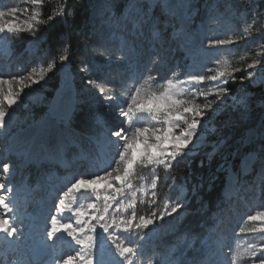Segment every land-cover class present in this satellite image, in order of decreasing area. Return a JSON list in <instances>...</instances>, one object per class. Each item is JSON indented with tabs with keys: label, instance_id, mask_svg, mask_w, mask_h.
<instances>
[{
	"label": "rangeland",
	"instance_id": "obj_1",
	"mask_svg": "<svg viewBox=\"0 0 264 264\" xmlns=\"http://www.w3.org/2000/svg\"><path fill=\"white\" fill-rule=\"evenodd\" d=\"M43 1L40 5H35L32 0H0V11L7 12L9 8L13 7L19 10L15 16H6L4 21L0 22H13L19 28L24 29V31L8 34L9 41L18 33H31L27 31L29 24L36 30L43 13L63 18L66 21L67 28H70L69 11L64 3L59 0L48 10L47 8L43 9ZM199 1L190 0L192 4L191 13L188 9L181 10L188 20L186 26L181 23L179 16L171 18L173 24L169 28L165 44L153 51L154 54L162 55V65L159 70H156L158 72L150 73L148 70L151 54V47L147 42L149 39L148 33L146 31L141 33L128 31L122 25L116 23L113 17L117 13L105 6V0H89L91 31L93 32L92 36H96L97 42L94 45L85 44L79 54L74 52L67 44H62L55 49L49 48L50 44L47 41L41 44L30 43L26 49L22 50V53L18 48L13 46L11 48L10 45L8 48L4 45L10 55L9 57H2L3 54L0 55V60H2L0 78L7 80L16 77L18 79L21 75H25L31 76L32 79H38L41 72H43L45 80L39 85H33L32 89H26L27 94H22L18 104L11 109L8 108L6 102L0 105V108L9 113L8 116H12L13 113L17 116L13 119L10 131H0V148L3 151L0 155V176H3V164L7 163L10 165V169L12 168L10 186L15 187L13 185L15 175L16 179L24 177L26 182L32 179L30 177L32 174H29L32 169H28V166L32 164L28 150L33 143V139L22 137L19 132L31 123L41 120L46 113H49L52 93L58 85L59 72L65 63H60V55H68L69 60L73 63V71L77 73L78 105L74 113V122L83 116L90 124L89 127L84 129L85 132L77 130L75 124L72 125L71 135L74 137L70 138L69 144H61V146L63 145L62 148H65V152L63 151L65 154L68 151V146L71 147L76 144L75 140L82 141L85 148L93 144L99 147L98 143L101 142V139H103V143L107 141L108 133L114 128H128L129 123L125 122L123 117L119 123L117 111L121 107H126V101L130 100V93L134 91L135 87L143 85L142 95L145 93L159 95L167 88V80L171 79L174 83L179 80L182 81L177 85L180 98L193 99L201 104L205 103L202 93L207 92L209 89L215 90L218 86L226 87L229 90L228 94L224 95L218 104L214 102L213 108L215 111L205 117L204 124L206 128L200 134L201 140L194 142V150L189 152L186 157H178L177 161L173 162L176 164L180 159L196 155L200 156L199 164L205 165L207 161L213 160L218 165L216 173L221 172V176L225 178L222 192L225 195V200H222L223 202L220 204L222 211L217 212V209L213 212L216 223H218L217 229L212 227L205 234L190 232V227L184 221L185 213L183 210L185 211V207L188 206L191 196H189V189L184 182L172 181L169 188H167V196L155 202L161 191L159 190V187H162L161 182H163V185L167 183V179H164L166 177L163 178L164 180H160L156 175L160 167H165L167 171L170 169L166 166L167 160L165 163L145 164L148 171L151 168L152 170L143 178H140L136 168V166L139 167L143 164L137 163L134 166L135 169L128 174L126 183H114L115 189L122 188V192H116L115 189L104 190L103 188L98 193L94 192L92 199L88 202L86 200L83 209L85 215L82 221L88 226L91 222V225L96 223L92 220V216L98 214V210L103 208L105 195L116 197L114 202H110L111 207L107 217L109 223H111L113 217L117 223L121 218L131 217L132 209L127 211L124 206L132 199L135 200L133 207L136 214L139 210H144V208L138 210L137 205L147 207L148 214L143 215L146 217L154 211L157 214L163 211L166 204L171 206L175 203H182L184 206L177 213L171 217H166L162 222L157 220L156 226H151L147 230H136L141 236L147 234V239L142 241L137 240L135 236L130 238L141 245L144 252V255L137 262L147 264L153 258L159 260L167 256L177 262L183 261V264H229V260L232 261V264H253V261H255V264H259L257 257L264 252V232L260 231L261 228H264V220L253 221L249 220L248 217L258 212H264V193L262 190L264 154L259 150V131L261 124L264 123V115L258 128L251 129L238 142L234 143H231L232 132L224 129V127L228 129V126L223 123L221 127H218L216 122L222 121L224 111L230 110V108L235 109L237 112L240 110L242 117H248L253 110L264 107V38L251 36V34L257 33L260 28H264V0ZM116 2L122 4L121 0H116ZM179 2L181 3L182 0H174L176 4ZM61 8L64 9V16L57 15ZM198 9L202 13L199 18L196 17L195 13ZM152 11L155 16L157 12H160L158 15L171 16L166 12L162 13L159 8H154ZM37 12L40 13V16L33 19ZM127 14L128 9H124V15L127 16ZM172 39L183 47H186L192 41L206 42V45L202 46L200 50H208L209 56L214 59L216 55L215 60H217V65L211 63L208 67L215 68L213 75L223 72L224 76L218 77L217 82L206 79L203 83H197L193 87L187 83L186 78L188 75L201 74L200 71L194 68V64H199L201 60L190 57L185 64H182L181 61L185 55H182L178 64L181 69H184L183 73H178L175 77L170 70L164 73L171 60L167 51L169 45L175 53L178 47V45H171ZM216 39L230 40L232 43L210 47L208 42ZM211 51L216 52V54H211ZM119 56H124L125 59H117ZM53 60L56 62V68L52 72H48L47 64L53 62ZM191 62L194 63L190 64ZM243 62L247 63V67L244 69L240 68ZM252 65H255V67H252ZM29 67L32 70H28ZM248 73H252L254 79H250ZM149 75L157 77V80L148 81L147 77ZM235 77L245 81L248 85L262 87V91L260 94H253L242 84L231 89V86L235 84ZM88 79L96 80L97 84L95 86L89 85L87 83ZM28 82L30 83V81ZM12 87L14 91H19L20 85L17 80H12ZM3 88L7 91L8 85H3ZM100 88L104 89L105 95L114 96L117 99L111 102L104 100L99 94ZM209 99L214 100V97L210 96ZM109 104H111L110 108L108 107ZM189 118H191V114H189ZM130 123V138L131 131L135 127H166L162 117H157L154 120L147 113L132 114ZM63 133L66 134V132H60L56 135H63ZM72 139L74 140L73 144ZM239 145L242 147L241 150L237 149ZM82 147L79 143L77 144V148L80 149L79 154H83ZM98 147L96 148L97 157L95 159L103 158ZM202 147L209 149L205 156L198 153ZM22 153L24 154L23 157ZM82 159L87 161L85 158ZM161 159L166 158L162 157ZM88 162L90 163L91 160ZM234 164L237 165V168L233 167ZM39 165L41 166L42 163H39ZM43 165L48 167L53 163L45 159ZM55 166L62 168V162L55 163ZM117 170L118 168L115 172ZM81 173L84 172L80 171L75 176L72 172L63 174H66L65 178L67 176L72 177L73 181L77 175H82ZM138 175L140 179H138ZM24 178L22 182H24ZM136 180H139V184L135 182ZM154 180L156 182L155 187H153ZM129 184L131 185L130 188L128 187ZM61 188L64 189L65 186L62 185ZM197 191L198 185L194 184L191 191L192 195L196 194ZM84 196L86 198L85 194ZM58 203L59 200H56L54 207ZM195 203L200 205L201 200L196 199ZM90 204H94L95 208H90ZM156 206L158 207L154 208ZM44 227L42 226V228ZM122 228L123 225L119 227L113 225L110 232L114 231L116 235L129 239L128 234L122 232ZM97 232H102L98 226ZM37 238L41 239L42 236L37 235ZM113 240H115V236H113ZM105 243L104 248L108 250V259L117 260L118 254L115 245L112 241ZM229 248H231V251H229ZM192 250L195 251V254ZM253 252H255V255H253Z\"/></svg>",
	"mask_w": 264,
	"mask_h": 264
},
{
	"label": "snow or ice",
	"instance_id": "obj_2",
	"mask_svg": "<svg viewBox=\"0 0 264 264\" xmlns=\"http://www.w3.org/2000/svg\"><path fill=\"white\" fill-rule=\"evenodd\" d=\"M35 5H40L42 0H32ZM105 6L109 9L116 11L117 15L113 17L116 23L122 25L128 31L135 33H141L146 31L148 35L154 40L158 41L162 38V31H160V24L155 15L153 14L154 8H159L162 13H168L172 17L179 16L180 21L183 25H187L188 20L184 17L181 10L188 9L189 13L192 10V4L190 0H182L180 4L174 3V0H124L121 6L116 0H105ZM124 9H128L127 16L124 15ZM19 10L17 8H9L7 12L0 11V21H4L6 16H15ZM58 16H64V9L61 8L57 12ZM40 16L37 12L33 19ZM56 17L49 15L48 21H53ZM17 31H24L19 28L16 23L13 22H0V36L7 37L10 33ZM27 31L31 32L35 40H39L36 34V30L33 29L32 25H28ZM232 43L230 40L216 39L210 40L209 46H223ZM69 59L68 55H60V63H64ZM117 59H125L124 56H119ZM255 67V65H252ZM56 68V62L47 64V71L52 72ZM84 71V69H82ZM224 73L219 72L216 75L206 76L204 74H192L187 76V83L193 87L197 83H203L206 79L212 82H217L218 77H223ZM250 79H254L252 73H248ZM12 80H17L20 85L19 91H14L12 87ZM45 80V74L41 72L38 79H32L31 76L21 75L18 79L12 77L11 79L0 78V105L5 102L8 108L11 109L14 105H17L21 95L27 94L26 89H32L33 85H39ZM148 81H156L157 77L149 75ZM30 81V83L28 82ZM89 85L95 86L96 80L88 79ZM139 83V81H137ZM182 81L177 80L175 83L173 80H167V88L162 91L159 95L153 93L141 94L143 85L135 87L134 91L130 93V100L126 101V108H121L119 115L124 118L125 122L129 123V127H120L116 130L108 133L107 141L104 143L112 144L115 143L119 149L122 147V151H117L116 155L118 160H114L116 168H119L123 164L125 169V175H116L113 177L112 171L103 169L102 174L97 172L93 174L92 178H78L75 182L71 183V187L64 193L68 196L72 193H82L84 191L99 192L103 188L104 190L113 189L115 182L126 183L128 174L131 173L134 166L137 163L140 164H152V163H166V166L171 168L172 163L177 161V158H184L189 152L195 148V141L201 140V133L205 131L204 120L211 112L215 111L213 104L219 103L222 97L228 94L229 90L226 87H216L215 90L209 89L207 92L202 93L205 103H197L193 99H181L177 85ZM7 84V91L4 90L3 85ZM99 94L106 101H114L117 97L105 95L104 89H99ZM214 97L209 99V97ZM111 107V104L108 105ZM246 107V102H245ZM135 113H147L152 116V119L162 117L166 127L161 128H148V127H135L131 131V138L129 139V131L131 129L132 114ZM191 114V118H189ZM9 113L3 108H0V131L6 132L8 125L6 122V116ZM179 130V131H177ZM260 136V152L264 154V123L261 124L259 131ZM121 141L123 143L121 144ZM143 145V147H141ZM23 157V153L21 154ZM162 157L166 159H161ZM54 159L60 160V149L54 152ZM3 173L8 174L10 171V165L5 163L2 166ZM155 180L153 181V187H155ZM130 188L131 185L129 184ZM0 190H4L7 193H13V188L4 183H0ZM30 191V189H26ZM116 192H122V188L115 189ZM155 195V193H153ZM75 199V197H73ZM104 205L101 210H98V214L92 216V220L96 221L95 224L88 226L81 221L77 220V227H73L71 222H62L56 215H51L50 229L45 227L44 230V243L47 246L49 241H55L60 236L66 235L71 238L74 245L79 246L75 250L74 255L53 257L51 264H101L100 261L95 259V252L97 249L103 247V244L107 241H112L115 245L118 259L113 261V264H136V260L140 259L144 252L142 246L137 244L135 240L130 239L135 236L137 240L147 239V234L141 236L136 231L137 229H149L150 226H156L157 220L164 221L166 217H171L177 213L184 205L182 203H175L171 206L165 205L163 211L152 212L149 216L137 217L136 210L133 207L135 200H129L124 206L126 209H132L130 218H121L119 223L113 217L111 223L108 222L107 217L109 216V208L111 207L110 202H114L116 197L114 195L104 196ZM0 207H2L4 214L0 216V234H3L6 238L12 241L19 240L24 235L23 221L14 223L11 219V214L14 213L15 208L12 203L8 202L6 198L0 195ZM67 205L65 199H60L59 203L55 206L56 211L62 214L64 213ZM90 208H95L94 204L89 205ZM79 216L83 217L85 214L83 211L78 213ZM249 220H264V212H258L255 215L249 216ZM113 225L119 227L123 225L122 232L128 234L129 239H124L116 233L110 232V228ZM97 226L102 232H97ZM260 231L264 232V228ZM115 236V240H113ZM255 248V246H253ZM231 251V248H229ZM255 255V252H253ZM259 264H264V252L259 257ZM3 264V261H0ZM17 264H23V261L18 260ZM148 264H183V261H175L169 257H164L159 260H150ZM229 264L232 261L229 260ZM255 264V261H253Z\"/></svg>",
	"mask_w": 264,
	"mask_h": 264
},
{
	"label": "trees",
	"instance_id": "obj_3",
	"mask_svg": "<svg viewBox=\"0 0 264 264\" xmlns=\"http://www.w3.org/2000/svg\"><path fill=\"white\" fill-rule=\"evenodd\" d=\"M58 1L59 0H44L43 9L47 8L49 10V8L53 7L54 4H56ZM121 2V5H123L124 0H121ZM61 3H64L69 11L68 21L71 24L69 29L65 25L66 21H64L63 18L57 17L55 15L54 17L56 18L53 21H48L47 18L50 14L47 15L43 13L36 28V34L39 37V40H35L31 33H18L11 39L13 46L22 51L28 46L29 43L41 44L47 41L50 44L49 48L55 49L62 44H67L74 52L79 54L85 44H96L97 39L96 36H92L93 32L91 31V24L89 20V0H61ZM195 13L197 18L202 16V13L199 9L195 11ZM252 35L256 36L257 38H264V28H260L257 33H253L251 34V36ZM246 64L247 63L243 62L240 68H246ZM234 80L235 84L234 86H231V89H234L238 85L242 84L253 94H260V92L262 91V87L260 86L248 85L245 81H241L238 78L236 79V77L234 78ZM241 114L242 113L240 110L237 112L235 109L230 108V110L228 109L224 111L223 120L216 122L218 127H221L223 123L228 126V129H226L225 127L224 129L226 131L232 132L231 143L238 142L241 137L251 129H255V127L258 128L262 116L264 115V107L253 110L252 114L248 117H242ZM74 118L75 115H73L70 121L72 122L73 126L75 124L77 130L85 132L84 129L90 126L85 117L82 116L81 118L77 119L75 123H73ZM209 136L212 137L211 135ZM241 148L242 147L240 145L237 146L238 150H241ZM208 151V148L202 147L200 148L198 153L201 156H205ZM199 157L200 156L193 155L188 156L185 159H180L176 164L173 163L172 167L168 169V171L165 167L158 168V174L156 176L160 180L167 179V183L163 185V182H161L162 187H159V190L161 191L156 197L155 202H158L160 199H162V197L167 196V188H169L172 181H177L180 183L184 182L185 186L189 189L188 194H190L189 196H191L188 206L185 207V211L183 210V212L185 213L184 221L187 223V226L190 227V232H200L201 234H205L210 224L214 220L213 212L217 209L219 201H221L222 199L225 178L221 176V172L216 173V168L218 165L213 160L210 162L207 161L206 164L203 165L199 164ZM233 167L237 168V165L234 164ZM136 168L137 173L140 175V178H143L152 170L151 168L148 171L145 164L140 165L139 167L136 166ZM139 175L138 179H140ZM136 182L139 184V180H136ZM194 184L198 185V191L196 194L192 195L191 191ZM262 188L264 193V180L262 183ZM196 199L201 200L200 205H197L195 203ZM136 207L138 208V210L140 208H144V210H139V212L137 213L138 217L148 214L146 206L142 207L141 205H137ZM157 207L158 206L154 208ZM192 252L195 251L193 250Z\"/></svg>",
	"mask_w": 264,
	"mask_h": 264
},
{
	"label": "bare ground",
	"instance_id": "obj_4",
	"mask_svg": "<svg viewBox=\"0 0 264 264\" xmlns=\"http://www.w3.org/2000/svg\"><path fill=\"white\" fill-rule=\"evenodd\" d=\"M180 4V2L178 3ZM184 11V9H183ZM160 14V12L156 13V18L159 21L160 24V31H162V38L158 41H154L150 36L148 39V45H150L151 47V54H150V59L148 62V70L150 71V73L152 72H158L156 70H159V67L162 65V55H157L154 54L153 51L157 50L159 47H162V45L165 44V39L168 38V32H169V28L172 27L173 22L171 21V18H174L172 16H165V15H158ZM5 36H0V45H5L6 47L9 48V46L6 45L5 43ZM151 40L152 43H151ZM171 45H178L177 49H176V53L172 50V47L169 45V48L167 49V51L169 52V58H171L169 66L167 67L166 71L164 73H167L169 70L171 71V73L173 74V76H177L178 73H183L184 69L178 66L180 58H182V55H185L183 60L181 61L182 64H185L186 61L191 57V58H198L201 60V62L199 64H194V68L197 69L198 71H200L201 74H204L206 76H211L213 75L215 68L211 67L209 68V64L217 63V60H215V56L214 59H212L209 56V51L208 50H200V48L204 45H206V42H202V41H197V42H189L187 44L186 47H183L181 44L177 43L176 41H174L173 39L171 40ZM209 44V42H208ZM11 46V45H10ZM2 57H9L10 52L8 51L7 48L4 47V51L2 53ZM211 54H216V52L211 51ZM157 56V57H156ZM220 60V58H219ZM222 60V59H221ZM70 61L73 67V63L71 60H67ZM191 61H193V59H191ZM2 60H0V64H1ZM194 62H191L190 64H193ZM135 66L136 63H134ZM150 65V66H149ZM217 65V64H216ZM151 67V69H150ZM47 68V67H46ZM28 70H32L31 67H29ZM75 82H76V78H77V73H75ZM79 81V80H78ZM77 83V82H76ZM80 100V98H79ZM80 102V101H79ZM77 105H78V87H77ZM123 108V107H121ZM120 108V109H121ZM126 108V107H125ZM118 110V114H119ZM119 116V123L122 120V117L120 115ZM17 116L13 115L12 116H8L6 117V122L8 125L7 131L11 130V125L13 122V119L16 118ZM73 117V116H72ZM56 118H52L51 115L49 113H46V115L44 116V118H42L39 121L33 122L30 125H28L25 129L21 130L19 132V135L22 137H31L33 139V143L31 144L29 150H28V155L29 157H31V162L34 160H37L39 163H42L41 166H43V161L48 160L50 163H53V165H55V163H58L59 161L62 162V172L63 173H69L72 172L74 174V176L78 173L84 172L82 175H77L76 178L72 181V177L67 176L65 178V181L63 182V186H65V188L63 189V192L66 193L67 189L69 187H71V183H73L76 179L78 178H85V179H89L92 178L93 174L100 172V174H102V170L103 169H108L110 171H112V175L113 177L116 175H125V169L123 164H121L118 168V170L115 172V170L117 169L115 164L113 163L114 160H118V156L116 155L117 151H122V147L121 148H117L115 143L113 142L112 144H107V143H103L101 145V149L103 151V157H107L110 159L109 164L107 165L106 168H102V167H95L94 163H97L96 161L89 165L88 161H84V159H77V162H71V164H68L66 161L64 163V153H63V145L69 144V142L71 141L70 138H73L74 136L71 135V129H72V122H67L66 124L58 122L55 120ZM69 123V124H68ZM118 128H114L113 130H116ZM112 130V131H113ZM60 132H66V134L63 133V135H56L57 133ZM107 134V133H106ZM61 136V137H60ZM129 139H130V133H129ZM107 140V139H106ZM123 143V141H121V144ZM61 144H63L61 146ZM60 149V160L57 161L56 159H54V152ZM5 150V148H4ZM3 153L2 148H0V155ZM51 154V155H48ZM244 163V162H243ZM48 166L47 168H53L54 166ZM83 166V168H82ZM134 169V168H133ZM79 170V171H78ZM12 168L10 169L8 174L3 173V176H0V183H4L6 186L10 185L9 179L12 178ZM72 181V182H71ZM117 184H120L121 182H115ZM12 187V186H11ZM13 188V193L16 192V188ZM115 189V185L113 186V189ZM148 190V189H146ZM92 193L94 191L88 190V191H84L82 193H84L86 195V193ZM82 193H72L69 194L68 196L62 195L61 199L63 197L66 198L67 202H68V207L65 209L64 212L66 211H73L74 213V218L73 220H69V221H62V222H71L73 224V227H77L76 221L79 220L81 221V223H84V221H82L83 217L79 216L78 213L80 212V207L77 206L78 203V199L81 196ZM12 193H7L4 190H0V195L4 196L6 198V200H8V198L10 197ZM75 197V199L73 198ZM93 197V196H91ZM90 198H88L87 202L90 201ZM1 209V207H0ZM4 214L3 210H0V216H2ZM44 216V215H43ZM44 218V217H43ZM43 218L37 217V220L39 222L40 226H47V228L50 229V221H45ZM14 222V220H12ZM92 223V222H91ZM45 227L42 230V235L44 236V230ZM64 237L65 240H71V238L67 237L66 235H61V237ZM24 237V235L22 236ZM21 237V238H22ZM8 239L6 238L4 235L2 237V239ZM59 238V239H60ZM55 240L54 242L57 243V241L59 240ZM38 244H41V241L39 240H32V243L30 244L31 247H35L37 248L36 252L39 253L40 248H38ZM50 246H54L52 244V241H49L47 243ZM48 246V247H50ZM105 247V243L103 244V247L100 249H97L95 252V259L97 261H100L101 264H113V260L108 259L109 258V254H108V250ZM75 251L71 248H68L66 250L65 253L63 254H58L56 248L53 251V257H59V256H67V255H74ZM52 257V259H53ZM151 260H154L151 259ZM139 262H137L136 260V264H138ZM140 264V263H139ZM148 264V263H147Z\"/></svg>",
	"mask_w": 264,
	"mask_h": 264
},
{
	"label": "water",
	"instance_id": "obj_5",
	"mask_svg": "<svg viewBox=\"0 0 264 264\" xmlns=\"http://www.w3.org/2000/svg\"><path fill=\"white\" fill-rule=\"evenodd\" d=\"M77 107V85L70 61H66L59 72L58 85L50 100L49 113L58 122L67 123Z\"/></svg>",
	"mask_w": 264,
	"mask_h": 264
}]
</instances>
